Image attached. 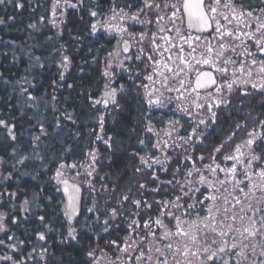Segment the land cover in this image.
<instances>
[{"label": "snow or ice", "instance_id": "obj_1", "mask_svg": "<svg viewBox=\"0 0 264 264\" xmlns=\"http://www.w3.org/2000/svg\"><path fill=\"white\" fill-rule=\"evenodd\" d=\"M79 2L82 3V0ZM2 3L4 0H0ZM59 3L60 0H56L53 7H58ZM133 4L136 6L134 11ZM110 12L107 22L118 21L114 28L121 35L128 33L130 26L139 24L142 27L139 36L128 34L138 45L139 54L135 59L144 62V75L141 77L140 71L130 72L129 75L130 78L135 76L144 81L136 87L146 90L150 106L164 103L159 97L153 99L155 93H159L160 97L165 92L179 93L176 98L180 100H185L187 96L194 108L201 111L206 109L210 113L207 120L199 119L196 125L199 128L209 121L215 124L217 112L214 109L228 108L230 98L238 89L240 96L251 94L246 90L249 86L264 94V8H245L241 0H131L126 5H117L112 0ZM91 15L96 16L97 13L92 12ZM30 27L36 28V25ZM145 40L148 41L147 51ZM123 51H129L127 41ZM110 55L118 57L119 53ZM35 59L39 63V57ZM126 59L131 62V57ZM63 63L67 65V56H64ZM120 66L123 67V64ZM112 82L105 85L103 96L94 104L118 107L117 88L111 86ZM26 99L38 103V98L31 94ZM172 99V96L167 97L169 101ZM241 121L232 125L233 131L213 149L217 153L226 144H235L230 154L222 155L224 161L234 162L231 167H221L215 162L214 155L210 158L211 164L196 167L197 160H205L203 155L195 160L191 155H180L176 157L177 166L172 169V178L159 181L154 165L167 172L164 164L171 163L172 158L166 156V161L156 157L141 158V164L145 167L136 171L149 170L152 179L158 183L151 189L144 184L138 187L159 193L161 186H164L166 195L171 199L154 200L150 204L143 198L130 199L127 193L118 198L121 207L125 202H130L136 211L128 213L129 235L123 244H116L115 241L109 244V247L117 250L110 264H120L119 253L127 256L124 264H133V261L135 264H257L252 259L257 247L260 248L261 257L258 264H264V160L256 152V148L264 151V117L241 114ZM99 122L102 126L103 117H99ZM249 124L252 126L249 127ZM0 126L14 127L2 119ZM55 126L60 127L59 123ZM196 128L184 145L168 144L167 141H164V145L171 148L173 153L177 148L187 152L185 145L194 147L192 137L197 136ZM39 132L40 135L33 137L34 141L48 135L42 125ZM239 133L244 138L235 143ZM203 134L204 130L201 129L200 136ZM9 136L12 140L16 139L11 131ZM97 139L102 137L98 136ZM197 142L203 143L202 139ZM108 146L111 147L110 144ZM89 155L95 159L94 152ZM27 159L29 157L24 156L17 162L23 164ZM185 161L190 162V166L184 167ZM253 162L256 163L255 167ZM64 167L75 169L77 165H61V168ZM218 170L223 173L222 177ZM57 175L62 173L58 171ZM63 184V191L68 194L65 214L75 215L80 189L75 185L70 186L66 180ZM201 186L204 187L203 192ZM24 204L27 205L28 201L25 200ZM141 204L147 215L142 224ZM153 205L158 209L154 217L151 215ZM88 211L94 212V209L89 208ZM117 215L116 209L109 212L113 219ZM39 219L43 221L44 217ZM108 223V219L103 221L105 226ZM3 230L0 227V231ZM74 231L69 233L72 239L76 238L72 235ZM39 239L44 240V235L41 234ZM0 243L3 241L0 240ZM250 247L251 253L248 251ZM88 255L93 259L96 257L95 251ZM3 259L11 260V257ZM96 264H99L98 260Z\"/></svg>", "mask_w": 264, "mask_h": 264}, {"label": "trees", "instance_id": "obj_2", "mask_svg": "<svg viewBox=\"0 0 264 264\" xmlns=\"http://www.w3.org/2000/svg\"><path fill=\"white\" fill-rule=\"evenodd\" d=\"M75 1L79 8L61 20L53 16L51 0H4L0 4V119L14 126H0V227L4 229L0 240L17 248L10 252L0 243V264H90L87 253L100 245L85 239L87 234H98L102 203L96 191L98 180L92 179L95 192L88 191L94 215L88 216L85 209L70 225L55 175L68 169L61 165L84 164L92 152L98 156L97 173L126 171L129 151L134 148L135 98H125L116 113L101 111L93 103L98 70L91 61L100 58L99 50L88 39L82 3ZM33 24L36 28L30 27ZM64 56L68 57L66 66ZM89 66L93 70L87 73ZM29 94L38 103L28 101ZM248 109L261 117L258 104ZM99 117H103L102 126ZM41 125L48 135L34 141ZM257 154L264 157L261 149ZM24 156L29 159L18 163ZM108 178L113 183L114 176ZM73 229L76 238L72 240ZM41 234L44 240L39 239Z\"/></svg>", "mask_w": 264, "mask_h": 264}, {"label": "flooded vegetation", "instance_id": "obj_3", "mask_svg": "<svg viewBox=\"0 0 264 264\" xmlns=\"http://www.w3.org/2000/svg\"><path fill=\"white\" fill-rule=\"evenodd\" d=\"M117 5H126L131 2V0H115ZM245 8L251 6L252 8H264V3L262 0H241ZM70 5H76V7L69 6L66 15L69 11L77 10L78 3L75 0H70ZM112 7V0H82V17L88 24V39L93 40V43L98 45V60L93 59L91 63L96 64V69L98 74L96 81L98 82L97 90L92 94V99L94 101L99 100L105 91V85L110 81L112 82L111 86L117 88V101L118 107L115 105L109 104L105 107L103 104H94L101 111L106 113L119 112L123 107V100L129 96L134 97L137 103V117L135 119L137 124V131L135 139L132 140V148L129 151V158L126 167V171L116 170L114 173L109 174L105 172H95L88 176H93L98 180V189L96 190L101 196L102 203L100 204V213H99V226L98 234L96 236H90L89 234L85 235L87 241H93L99 243L100 245L96 247L95 259L87 257L90 264H96V261H99V264H110V261L114 260L117 255V250L109 247L111 241H115L116 244L122 245L123 241L128 237L129 233L127 230V225L130 220L128 215L129 212H134L136 209L130 202H125L123 207L118 203V198L127 193L130 196V199H146L148 203H152L154 200L162 199H171L170 196H167L165 193L164 186H161V191L159 193H153L150 191H145L140 189L138 186L144 184L146 188L151 189L157 186V181H154L151 176V172L147 169L141 172H137L138 168H144L145 166L141 164V158L148 159L149 157L159 158L161 161H166V156L171 157V163L165 162L164 167L168 169L167 172L161 171L159 165H154V170L156 175L159 177V181H167L172 178L171 172L174 167L177 166L176 157L183 155H191L192 159L195 160L196 157L203 155L205 157L204 161L196 162V167H200L201 164L207 163L211 164L212 160L210 159L213 155L215 156V162L221 167L227 168L231 167L233 161H224L222 155L230 154L232 149L235 147V144L229 143L226 144L221 152L214 153L213 149L218 147L222 140L226 139L227 136L233 131L232 125L241 121V114L249 113L248 109L250 105L258 104L259 112L261 117H264V94L257 92L249 87L246 88L251 94L248 96H240L239 89L234 93L230 98L231 104L228 108L214 109L217 112L216 123L212 124L211 121L207 125H200L199 128H196V125L199 119L203 118L208 119L210 113H207V110H199L193 107L190 98L185 100L177 99L176 97L179 93H164L163 97L159 96V93H155L153 99L159 97L164 103L161 106H150L148 104V97L146 96V90L136 87L137 84L143 83L141 78L132 76L130 78L129 73L140 71L141 77L144 75L143 72V61H137L135 59L138 53V45L132 36L128 33H132L135 36H139L142 27L139 24L130 26L128 28V33L120 34L115 31L114 25L118 21H112L108 23V18L111 15L110 8ZM135 4H133V11L135 10ZM127 11L128 9L125 8ZM92 12H96L97 15H91ZM65 15V16H66ZM125 41L128 42L129 51L124 52L123 47ZM145 51L148 50V41H144ZM89 53L93 55L94 50H90ZM110 53H119L118 57L110 55ZM126 57H131V62H129ZM123 64V67L120 65ZM92 66L87 67V73L91 72ZM199 67V66H197ZM208 70V69H205ZM107 73V75H105ZM120 86H123L122 88ZM194 95V94H193ZM168 96H172L171 101L167 100ZM241 101L243 102L241 104ZM94 103V102H93ZM199 113V114H198ZM255 116V114H252ZM227 117V119H226ZM226 119V120H225ZM226 121V122H225ZM252 125L249 124V127ZM152 130L149 131L148 129ZM196 128L197 136L192 137V143L194 147L187 146L188 151L185 152L183 148H177L175 153H173L171 148H168L164 145V141H167L168 144L184 145V141L191 134L192 130ZM201 129L204 130V134L201 137ZM168 133H171L169 136ZM244 138L242 133H239L235 138V143H239ZM198 139H202L203 143H198ZM122 144V143H121ZM256 146L254 145V148ZM260 148H256V152ZM261 159L264 160V157L261 155ZM245 163L247 161L245 160ZM190 166V162L185 161L184 167ZM256 166V163L253 162V167ZM183 171V167L181 169ZM239 171V167L237 168ZM206 176L207 172L204 173ZM218 174L222 177L223 173ZM114 176V181L111 183L109 181V176ZM56 176V175H55ZM67 179L72 182L77 183L81 186L83 190V208L81 215L76 218L73 224L68 222V219L65 214L66 203L64 202V215L70 225H74L76 220L79 219L84 213L85 209L91 208V202L89 197V189L95 192L91 186L93 181L77 182L73 181L70 178L66 177L65 172L61 178H57L55 183L60 187V180ZM195 179V177L193 178ZM110 184H114V187H110ZM113 188L115 191L113 192ZM201 191H204V187L201 186ZM111 195V196H109ZM197 199L199 195L197 194ZM110 208L109 211L106 209ZM112 209L117 210V217L115 219L109 216V212ZM158 209L153 205L151 210V215L154 217ZM175 211V209H173ZM88 216H93L94 213L87 210ZM141 224L147 215L143 211V204H141ZM108 219L109 223L107 226L103 224V221ZM107 227V231H105ZM72 239V238H71ZM73 240V239H72ZM231 242V241H230ZM134 247V245H133ZM131 252V249L129 250ZM251 253V247L248 249ZM120 255V264H124L127 260V256L124 253H119ZM252 259L257 261V264L260 257V248L257 247V250L252 254ZM135 264V261H133Z\"/></svg>", "mask_w": 264, "mask_h": 264}, {"label": "rangeland", "instance_id": "obj_4", "mask_svg": "<svg viewBox=\"0 0 264 264\" xmlns=\"http://www.w3.org/2000/svg\"><path fill=\"white\" fill-rule=\"evenodd\" d=\"M52 3V13L54 17L58 18V19H64L65 15H66V11L68 9V7L70 6V0H60L59 6L58 7H53L54 4L56 3V0H51ZM60 20L58 21V23L60 22ZM97 155L95 154V159L93 160L92 156H88L86 162L80 166H78L75 169H66L65 171V175L66 177L70 178L73 181H77V182H86V181H91L93 179V176H88V173H95L96 172V167H97ZM4 245H7L9 247V251L12 252V250H17V248L15 246H10V244L8 243H3ZM12 262V261H11ZM12 264H15L14 262H12Z\"/></svg>", "mask_w": 264, "mask_h": 264}, {"label": "water", "instance_id": "obj_5", "mask_svg": "<svg viewBox=\"0 0 264 264\" xmlns=\"http://www.w3.org/2000/svg\"><path fill=\"white\" fill-rule=\"evenodd\" d=\"M59 172H61L62 175H63V171H62V170H59ZM57 173H58V172H57ZM57 173H56L57 178H61L62 175H57ZM65 180L68 182V184H69L70 186H71V185H75V186L79 187V189H80V192H79L78 197H77V202H76V214H75V215H71V216L66 215V217H67V219H68V222H69L70 224H73L74 220H75L76 218H78V217L81 215V212H82V208H83V190H82L81 186H79L77 183L72 182V181L67 180V179H61V180H60L61 194L63 195V198H64L66 204H67L68 194H66V193L63 191L64 186H65V185L63 184V181H65ZM70 190H71V189H70Z\"/></svg>", "mask_w": 264, "mask_h": 264}]
</instances>
